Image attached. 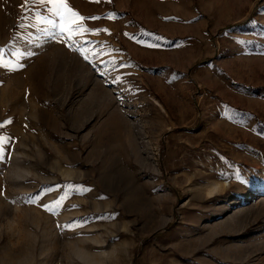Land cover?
<instances>
[{
    "label": "rangeland",
    "instance_id": "1",
    "mask_svg": "<svg viewBox=\"0 0 264 264\" xmlns=\"http://www.w3.org/2000/svg\"><path fill=\"white\" fill-rule=\"evenodd\" d=\"M66 3L0 0V264H264V0Z\"/></svg>",
    "mask_w": 264,
    "mask_h": 264
},
{
    "label": "snow or ice",
    "instance_id": "2",
    "mask_svg": "<svg viewBox=\"0 0 264 264\" xmlns=\"http://www.w3.org/2000/svg\"><path fill=\"white\" fill-rule=\"evenodd\" d=\"M41 2L51 4L57 15H60L61 19L65 20V26L62 30L66 31L70 38L73 33H77L82 28L81 24H76L75 27H67L68 23L81 21L83 18L68 6L66 0H41ZM85 59H87V56H85Z\"/></svg>",
    "mask_w": 264,
    "mask_h": 264
},
{
    "label": "bare ground",
    "instance_id": "3",
    "mask_svg": "<svg viewBox=\"0 0 264 264\" xmlns=\"http://www.w3.org/2000/svg\"><path fill=\"white\" fill-rule=\"evenodd\" d=\"M235 204V203H234Z\"/></svg>",
    "mask_w": 264,
    "mask_h": 264
}]
</instances>
